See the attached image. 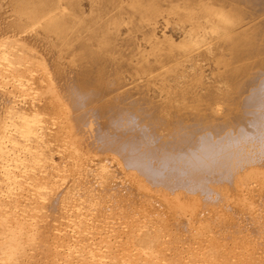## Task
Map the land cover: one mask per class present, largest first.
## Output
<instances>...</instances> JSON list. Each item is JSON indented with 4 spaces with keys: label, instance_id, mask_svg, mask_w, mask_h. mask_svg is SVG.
I'll use <instances>...</instances> for the list:
<instances>
[{
    "label": "bare ground",
    "instance_id": "bare-ground-1",
    "mask_svg": "<svg viewBox=\"0 0 264 264\" xmlns=\"http://www.w3.org/2000/svg\"><path fill=\"white\" fill-rule=\"evenodd\" d=\"M0 264H264V0H0Z\"/></svg>",
    "mask_w": 264,
    "mask_h": 264
}]
</instances>
